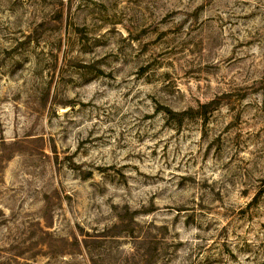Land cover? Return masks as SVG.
I'll use <instances>...</instances> for the list:
<instances>
[{
    "label": "rangeland",
    "instance_id": "374dc122",
    "mask_svg": "<svg viewBox=\"0 0 264 264\" xmlns=\"http://www.w3.org/2000/svg\"><path fill=\"white\" fill-rule=\"evenodd\" d=\"M0 264H264V0H0Z\"/></svg>",
    "mask_w": 264,
    "mask_h": 264
}]
</instances>
